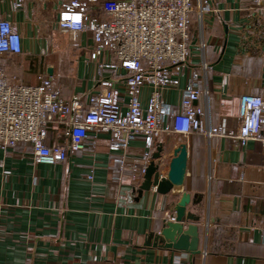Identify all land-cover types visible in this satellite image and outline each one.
Segmentation results:
<instances>
[{"label": "crops", "instance_id": "crops-1", "mask_svg": "<svg viewBox=\"0 0 264 264\" xmlns=\"http://www.w3.org/2000/svg\"><path fill=\"white\" fill-rule=\"evenodd\" d=\"M65 1L26 0L19 13L9 4L0 7L22 38V52L1 58L10 81L36 85L52 77L61 96L84 109L91 93L101 89L118 92L127 103L125 73L117 59L101 56L107 65L101 69L89 55L92 33L59 28ZM209 1L217 11L206 16L203 33L198 17L192 29L193 65L198 69L203 58L209 64L208 96L195 106L205 111V127L223 133L164 135L151 151L137 136L126 149L113 151L111 133L91 132L84 149L69 151L57 164H36L24 143L0 148V264H176L175 250L146 241L161 229L183 191L203 193L204 204L200 253L191 254L189 264H264V152L261 143L243 145L230 135L239 129L241 96H264V40L261 47L242 44L252 0ZM191 67L163 91L166 125H172L170 113L179 110L192 81L198 89L205 87L202 78L192 79ZM151 91L147 85L141 89L144 109ZM46 129L48 145L66 141L63 122L55 119ZM181 143L189 152L185 185L168 196L155 187L140 196L146 153L163 146L165 174Z\"/></svg>", "mask_w": 264, "mask_h": 264}, {"label": "built area", "instance_id": "built-area-1", "mask_svg": "<svg viewBox=\"0 0 264 264\" xmlns=\"http://www.w3.org/2000/svg\"><path fill=\"white\" fill-rule=\"evenodd\" d=\"M11 12L25 10L26 0H0ZM264 0H252V12L243 28V47H258L264 40ZM209 0H66L62 3L57 24L66 33H92L94 45L90 58L114 56L128 74L124 80L129 100L111 89L93 91L86 109L79 101H67L54 87L52 77L39 84H14L2 67L1 58L22 52V38L11 15L0 11V148L11 149L24 143L31 147L36 164H57L67 160L69 151L85 148L91 132L111 133L109 145L115 151L126 149L128 141L143 136L153 150L164 135L189 136L200 133L213 136L222 129L204 126L205 111L195 106L208 96L209 64L203 58L198 69L193 65V26L203 33L206 16L216 12ZM205 42L200 40V47ZM261 47V46H259ZM193 65V68L191 67ZM191 67L192 79L202 78L203 89L189 85L177 112L170 113L172 125L165 124L167 103L163 91L178 82L183 68ZM151 86L147 109L140 98L141 89ZM58 119L66 125V141L47 144V125ZM239 129L231 136L245 145L261 143L264 152V96L245 93L241 96ZM229 134V133H228ZM145 156L142 175L151 161ZM121 166L125 168L122 161ZM176 264H189L191 253L176 251Z\"/></svg>", "mask_w": 264, "mask_h": 264}, {"label": "water", "instance_id": "water-1", "mask_svg": "<svg viewBox=\"0 0 264 264\" xmlns=\"http://www.w3.org/2000/svg\"><path fill=\"white\" fill-rule=\"evenodd\" d=\"M164 148L158 146L148 164L144 179L139 186V195L155 187L157 192L165 196L171 195L176 188L185 185L188 169L189 152L186 143H181L175 150L164 174ZM203 193L183 191L180 198L173 201L170 214L165 218L163 226L157 233L147 237L146 245L163 247L176 251H185L193 255L200 253V227L198 222L203 219ZM189 206L192 210L189 209Z\"/></svg>", "mask_w": 264, "mask_h": 264}, {"label": "trees", "instance_id": "trees-1", "mask_svg": "<svg viewBox=\"0 0 264 264\" xmlns=\"http://www.w3.org/2000/svg\"><path fill=\"white\" fill-rule=\"evenodd\" d=\"M122 76H123V77H122V78H123V80H125V79H126V77L128 76V74H126V73H125V74H122Z\"/></svg>", "mask_w": 264, "mask_h": 264}]
</instances>
